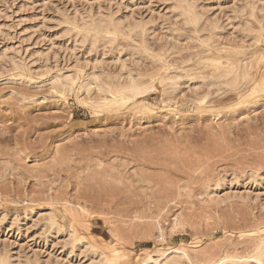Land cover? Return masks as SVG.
<instances>
[{
	"label": "rangeland",
	"instance_id": "obj_1",
	"mask_svg": "<svg viewBox=\"0 0 264 264\" xmlns=\"http://www.w3.org/2000/svg\"><path fill=\"white\" fill-rule=\"evenodd\" d=\"M190 1L196 25L173 0H0L7 264H160L177 247L180 264H245L264 239V0ZM129 76L149 86L114 104Z\"/></svg>",
	"mask_w": 264,
	"mask_h": 264
},
{
	"label": "bare ground",
	"instance_id": "obj_2",
	"mask_svg": "<svg viewBox=\"0 0 264 264\" xmlns=\"http://www.w3.org/2000/svg\"><path fill=\"white\" fill-rule=\"evenodd\" d=\"M248 1V0H247ZM257 1H259V0H257ZM256 1V2H257ZM260 1H262V0H260ZM254 2L255 1H253L252 2V0H251V3H249V5H248V7H249V10H250V12L251 13H253L254 11H255V8H256V2H255V4H254ZM173 8L175 9L176 8V10H178V12L180 13V15L181 14H183L182 16H184V19L187 21H185L187 24H189V23H193V24H195V22L198 20V16L200 15L199 13H198V10L196 9L197 8V6L192 2V1H190V0H173ZM247 4V3H246ZM90 8V7H89ZM89 8H88V13H90L89 12ZM111 9V8H110ZM109 10V9H108ZM248 10V11H249ZM87 12V11H86ZM93 12V11H92ZM113 12V11H112ZM111 12V13H112ZM60 13V12H59ZM95 13V12H94ZM103 13V12H102ZM115 13V12H114ZM81 14V13H80ZM79 14V15H80ZM97 14V13H96ZM101 14V13H100ZM100 14H98V15H100ZM104 14H106V13H104ZM103 14V15H104ZM199 14V15H198ZM95 15V14H94ZM102 15V14H101ZM255 15V14H254ZM60 16V18H58V19H60L59 21H58V19L56 20V21H58V23L59 24H78V28H79V25L82 27H80L81 28V30H84L85 32H90V31H95V32H98V31H100V30H112V31H114V32H117V31H119V30H121L126 24H127V26H131L132 27V29H133V25H132V22L134 21L133 19L131 20V23H128V22H126L125 23V21H124V23H125V25H124V23H123V19L121 20V18L120 19H117V18H115L113 15H111V14H107V15H104V16H99V17H95V16H92L91 14L90 15H85L84 14V16L82 15L81 17L79 16V18H78V21H77V19H76V13H74V16H72V17H67V15L66 14H64V13H62V14H60L59 15ZM129 18V17H128ZM125 20H127V18L125 17L124 18ZM55 21V22H56ZM138 21V20H137ZM135 22H136V20H135ZM137 23H139V22H137ZM129 24H131V25H129ZM71 25V26H72ZM134 25L136 26V28H137V25L134 23ZM191 25V24H190ZM196 25V24H195ZM74 26V25H73ZM75 27V26H74ZM126 27V26H125ZM128 28V27H127ZM126 28V29H127ZM130 28V27H129ZM77 29V28H76ZM131 29V30H132ZM135 29V28H134ZM94 33V32H93ZM84 34V33H83ZM95 34V33H94ZM98 34V33H97ZM125 34V33H124ZM127 34H128V32H127ZM81 36V35H80ZM83 36V35H82ZM113 36V35H112ZM112 36H111V38H112ZM118 36V35H117ZM75 38H76V35H75ZM80 38H82V37H80ZM89 38H91V36H89ZM113 38H114V36H113ZM94 39V38H93ZM84 40V39H83ZM91 40V39H90ZM99 40V39H98ZM76 41V40H75ZM96 41V40H95ZM82 42V41H81ZM84 42V41H83ZM91 43H93V41L91 42ZM92 45V44H91ZM93 46V45H92ZM222 54V53H221ZM205 55V54H204ZM16 59V58H15ZM207 59V58H206ZM220 58H214V59H212V62H210L211 63V65L214 67V68H219L222 64H221V62H220V60H219ZM247 59V58H246ZM244 60V59H243ZM21 61V60H20ZM253 61V60H252ZM252 61H251V63H252ZM243 63V65H244V62H242ZM13 67L14 68H17V65H18V63L16 62V60L13 62ZM19 65H20V63H19ZM166 66H167V64H166ZM166 66H165V68H166ZM11 67V66H10ZM241 68V66L239 65V63H235L233 60H230V59H228V61H227V65H226V67L224 68V71H223V73H222V76L223 77H227V76H230V75H232L233 76V78H231V81H232V79H233V81H234V79H238L237 78V76L239 77V75H238V71H239V69ZM195 71V70H194ZM212 73V72H211ZM210 73V74H211ZM244 73V72H243ZM242 73V75H244ZM166 74V73H165ZM168 76V75H167ZM173 76L175 77V75L173 74ZM172 76V77H173ZM217 76V75H216ZM133 76H129V79H128V81H127V83L126 84H124L123 86H121L120 87V89L117 91V93L114 95V101H113V103L114 104H118L120 101H122L123 102V100H129V99H131V98H133L134 96H137V95H141V94H143L145 91H146V89H147V87L149 86H147V85H145V84H143V83H141V82H139L138 81V78L137 79H135V78H132ZM171 77V78H172ZM205 77V76H204ZM213 78H215L214 76H212ZM223 77H221L220 76V78H223ZM242 77V76H241ZM201 78V77H200ZM243 78H244V76H243ZM157 79V78H156ZM169 79V78H168ZM176 79V78H175ZM205 79V78H204ZM212 79V78H211ZM259 79H260V77H259ZM259 79L257 80V83L259 84ZM159 80V79H158ZM171 80H173V79H171ZM177 80V79H176ZM207 80H209V79H207ZM213 80V79H212ZM217 80V79H216ZM165 81H167V80H165ZM261 81V80H260ZM74 82V81H73ZM172 82V81H171ZM174 82V81H173ZM175 83V82H174ZM223 83V82H222ZM221 83V84H222ZM233 83V82H232ZM73 84V83H72ZM168 84H170V83H168ZM172 84V83H171ZM176 85V84H175ZM227 85H228V83H227ZM238 85V84H237ZM256 85V84H255ZM119 86V85H118ZM151 86V85H150ZM169 86H171V85H169ZM173 86V85H172ZM257 86V85H256ZM175 87V86H174ZM231 88V85L230 86H227V88ZM235 87V86H234ZM237 87V86H236ZM170 88V87H169ZM239 89V88H238ZM252 90V89H251ZM234 91V90H233ZM166 93H167V91H166ZM165 94V93H164ZM201 95V94H200ZM198 96V95H197ZM87 105H88V103H87ZM100 105V104H99ZM91 106H92V104H91ZM100 108V107H99ZM96 110H98V108L96 109ZM50 215V214H49ZM23 217V216H22ZM58 222V221H57ZM50 224V223H49ZM55 225V224H54ZM56 228V227H55ZM57 229V228H56ZM58 231V230H57ZM264 231V230H263ZM65 232V231H64ZM68 233V232H67ZM68 240V239H67ZM77 244H79V243H77ZM77 244L75 245V246H77ZM74 246V247H75ZM71 248V247H70ZM94 253V252H93ZM185 254V252L183 251V250H181V248H175V249H172V250H170V251H168V252H162V254H161V256H162V263H160V264H180L178 261H177V259H179L180 257H182L183 255ZM94 254H92V256H93ZM102 255V252H99V256H101ZM229 256V255H228ZM245 256V255H244ZM148 257V256H147ZM187 257V256H186ZM185 257V258H186ZM248 258H250V259H247V261H249V260H251V263L250 264H264V239H260L257 243H256V245L254 246V248H253V250L250 252V254L248 255ZM220 259V258H219ZM158 260V259H157ZM157 260H154V262H157ZM160 261H161V259H159ZM232 260V259H231ZM230 259H228L227 260V258H224V259H220L219 261H212V262H206V263H200V264H234V262H235V260H234V262L233 261H231ZM240 261H242V260H240ZM240 261H239V263H240ZM247 261H246V263H247ZM151 263V258H147V259H145L144 258V256L143 257H141V258H139L138 259V261H137V263L136 264H148V263ZM237 262H238V260H237ZM97 263H99L98 261H96V264ZM159 263V262H158ZM236 263V262H235ZM239 263H236V264H239ZM242 264H244L243 262H241ZM245 263V264H246ZM0 264H7L6 263V261L3 259V258H1L0 257Z\"/></svg>",
	"mask_w": 264,
	"mask_h": 264
}]
</instances>
